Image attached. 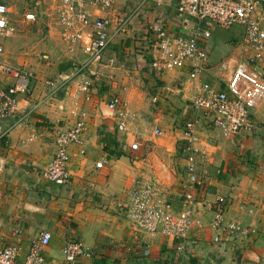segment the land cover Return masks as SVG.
Masks as SVG:
<instances>
[{
  "label": "crops",
  "instance_id": "obj_1",
  "mask_svg": "<svg viewBox=\"0 0 264 264\" xmlns=\"http://www.w3.org/2000/svg\"><path fill=\"white\" fill-rule=\"evenodd\" d=\"M153 1L158 6L162 3L174 8L166 31L181 35L176 0ZM4 2L13 32L2 42L0 89L16 91L20 109L16 117L0 121V247L18 245L24 258L41 233L49 232L52 239L42 252L43 264H66L62 252L68 240L81 243L85 252L72 264H264V62L249 68L251 82L238 83L249 96L254 132L231 138L203 124L197 133L201 154L196 162L205 183V199L212 204L224 198L225 222L236 219L248 231L235 235L227 245H215V231L211 229L214 210L203 208L197 215L203 227L191 234L198 245L188 247L182 258L172 239L136 232L121 206L129 201L134 182L153 173L160 183L162 198L176 212L183 210L186 161L176 144L182 139L184 123L191 119L186 110L194 89L185 82L189 69H153L155 49L147 31L139 40L132 38L128 48L118 46L116 43L132 22L116 8L115 19L127 17L129 22L109 46L105 59L116 50L126 58L135 53L138 57H131L137 61L133 71L126 67L123 73L119 72L123 67H112L113 59L99 65L89 63L80 48L68 52L61 38L57 3L54 13L60 43L52 29L34 33L37 39L27 35L34 22L39 26L47 19L40 22L31 10L24 18L10 19V5L20 0ZM118 2L117 6L123 8L124 2ZM27 15L34 20H26ZM92 16L94 19L95 13ZM12 21L21 34L14 35ZM237 34H216L213 29L204 42L210 66L201 74L200 82H210L222 90L233 84L232 72L242 63L239 47L243 31ZM24 38L31 43L24 44ZM142 42L143 46H138ZM42 44L44 50H40ZM42 51L47 53L42 59L50 58L55 67L52 82L46 83L47 73L36 59ZM131 59L128 60L133 63ZM223 64H228L226 72ZM104 72L113 73L115 78L113 74L103 77ZM87 80L92 83L86 92L83 85ZM113 99L126 105L129 129L125 133L118 131L117 118L107 107ZM78 112L85 129L81 143L69 148V182L57 187L45 178L56 150L53 128L73 125ZM155 130L163 135L155 136ZM132 143L138 144V150L131 149ZM144 245L150 248L149 257L143 255Z\"/></svg>",
  "mask_w": 264,
  "mask_h": 264
},
{
  "label": "built area",
  "instance_id": "obj_2",
  "mask_svg": "<svg viewBox=\"0 0 264 264\" xmlns=\"http://www.w3.org/2000/svg\"><path fill=\"white\" fill-rule=\"evenodd\" d=\"M118 0H58L57 15L61 38L68 52L80 48L89 63L101 65L109 46L116 36L125 30L127 20L115 19V5ZM181 17L184 35H170L161 21L152 26V44L155 57L151 67L163 72L189 69L185 82L194 86L187 104V113L191 119L184 123L182 139L176 144L178 152L186 161L185 173L187 186L183 188L181 202L183 210L176 212L173 205L161 196V186L153 173L143 175L129 190V201L121 206L136 232L150 236L162 235L177 243L176 249L185 258L188 247L198 245L191 234L202 229L198 218L199 210H214L211 229L215 231L213 243L227 245L240 230L238 222H225L227 202L217 198L212 204L204 197L205 183L198 174L196 158L201 154L197 147V133L200 125H207L226 137H237L255 130L254 120L249 110V96L238 83L251 82L249 68L264 62V0H176L175 5ZM95 13L93 19L92 13ZM8 8L0 0V56L4 49L2 42L12 36L9 26ZM26 20H34L27 15ZM239 26L243 37L239 47L240 63L232 72L229 88L222 90L210 82H200V76L210 66L209 54L204 47L214 28L230 30ZM226 72L228 64H223ZM92 81L87 80L83 90L88 91ZM183 85V84H182ZM25 92V87L21 89ZM16 91L5 92L0 89V121L16 117L19 113V101ZM108 109L117 118V129L127 132V109L124 102L113 99ZM66 128L54 127L55 155L45 172L46 181L57 187L69 182L67 166L69 148L81 143L85 129L83 117ZM73 115H76L75 110ZM81 116V117H80ZM155 136L162 132L155 130ZM132 150H138V144L132 143ZM100 167V166H98ZM52 235L42 232L38 240L31 245L26 256L21 258L18 245L9 244L0 247V264H43L42 252L49 245ZM143 255L149 257L150 248L143 247ZM66 264H72L85 254L81 243L68 240L63 248ZM208 264H216L208 262Z\"/></svg>",
  "mask_w": 264,
  "mask_h": 264
},
{
  "label": "rangeland",
  "instance_id": "obj_3",
  "mask_svg": "<svg viewBox=\"0 0 264 264\" xmlns=\"http://www.w3.org/2000/svg\"><path fill=\"white\" fill-rule=\"evenodd\" d=\"M40 1V3H39ZM58 0H54V1H46V0H20V2H13L12 5H10V11H11V18H14L15 16H20L22 18H24V15L26 13H30L29 11H34V13L36 12V14L38 15L37 19H41L44 21V19H47L46 23H39V26H37L36 22H34L35 26L33 28H29V32L27 35H31L33 37L36 38L38 31H41V33H44L45 30H50L52 29L54 31V33L57 34V37L59 38V28L57 26V20H56V16L54 13V6ZM119 1V0H118ZM124 3L122 4L123 8H120L119 6H117V4L115 5V8L117 9V11L120 12V14H127V17L129 16L132 22L126 29V32L124 34L121 35L118 43H116L118 46L120 47H124V48H128L129 46L132 45V38H137V40H139L138 38H143L145 36V32H149L152 35V32L150 31V27L152 26V24H155L158 21H161V23L164 25L165 29L169 28L170 23L169 21L172 22V19L174 17V14L171 13L172 11H174V8L172 10V7L170 6H165V4H162L160 6H158L157 2L155 3V1L153 0H122ZM147 2V3H146ZM148 2H150V4H148ZM164 2V0H163ZM38 3V4H36ZM119 3V2H118ZM127 4V6H126ZM156 4V5H155ZM127 17H123L124 20H127V22H129V18ZM166 18V19H165ZM171 18V19H170ZM48 22H51V26H48ZM182 22V20H181ZM175 23V21L173 22ZM12 27L15 29V34L19 33L21 34V29L15 28L13 25V21L11 22ZM18 30V31H17ZM216 30V34L219 33H224L226 36H231L234 33L237 34V32H242L243 30L239 27V26H234L232 27L229 31L227 30H222L219 28H215ZM172 32V31H171ZM40 33V32H39ZM25 34V33H23ZM148 34V35H150ZM181 35H183V33H181ZM37 39V38H36ZM136 40V39H135ZM135 40H133V45L135 44ZM40 40H38L39 43ZM60 38L58 39V43H60ZM240 41V40H239ZM141 42V41H139ZM30 39L27 40V38H24V44H30ZM138 46H143V42L141 44H138ZM45 47L42 44L40 47V50H44ZM109 49V48H108ZM108 51V50H107ZM120 51V49H119ZM47 53H44V51L40 52L37 56L36 59L42 67L43 70L45 71V73H47V77L46 79V83L51 81L52 76L54 74V69L55 67H53L51 65V59L50 58H45L42 59V57L44 55H46ZM131 57L135 58L137 60V54L135 53L134 55H132ZM130 58H126V54L123 53H118L117 50L115 52H110L107 56L105 61H103L105 64L107 63V60L113 59L114 61H112V67H118L119 69L121 67H123L121 73H123V71H126L125 68L129 67L130 69H134V67H136V62L135 60ZM133 63L130 62V60ZM126 62L129 63V66L126 65ZM138 66V65H137ZM137 70V69H135ZM42 73V74H45ZM134 73V72H133ZM112 75L113 73H102L103 77H106L107 75ZM120 77V74H118ZM113 78H115V75H112ZM100 82H103V78L100 76L99 77ZM52 82V81H51ZM108 82V81H107ZM45 83V84H46ZM104 84V83H102ZM112 96V95H111ZM109 97V96H108ZM110 98V97H109ZM55 155V154H54ZM144 161V159H142ZM205 192V191H204ZM252 213V211H251ZM230 222H238L240 225V230L236 232V236L237 234L243 233L245 234L246 231H248V229H246L245 227H242L240 224V221L238 220H230ZM234 237H232L233 239ZM231 239V241H232Z\"/></svg>",
  "mask_w": 264,
  "mask_h": 264
}]
</instances>
